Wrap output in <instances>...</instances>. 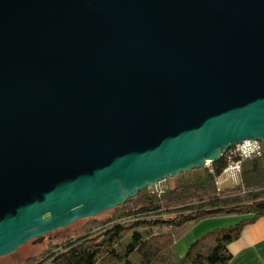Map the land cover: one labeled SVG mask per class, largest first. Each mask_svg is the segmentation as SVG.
<instances>
[{"label":"water","instance_id":"95a60500","mask_svg":"<svg viewBox=\"0 0 264 264\" xmlns=\"http://www.w3.org/2000/svg\"><path fill=\"white\" fill-rule=\"evenodd\" d=\"M242 140L264 0H0V255Z\"/></svg>","mask_w":264,"mask_h":264},{"label":"trees","instance_id":"16d2710c","mask_svg":"<svg viewBox=\"0 0 264 264\" xmlns=\"http://www.w3.org/2000/svg\"><path fill=\"white\" fill-rule=\"evenodd\" d=\"M242 154L230 146L208 165L169 175L165 185L148 186L115 205L104 220H92L83 234L53 243L42 258L19 264H230L227 243L242 226L264 214V143ZM233 160L238 180L217 187L214 178ZM239 215L233 222L197 235L182 254L175 241L199 219Z\"/></svg>","mask_w":264,"mask_h":264},{"label":"rangeland","instance_id":"374dc122","mask_svg":"<svg viewBox=\"0 0 264 264\" xmlns=\"http://www.w3.org/2000/svg\"><path fill=\"white\" fill-rule=\"evenodd\" d=\"M259 141L253 140H243L237 144L230 146L234 150H238L240 152L250 150L253 151L256 147H259ZM208 165V162L205 164ZM239 174V173H238ZM238 174L232 175L230 173L221 172L214 178V183L217 187H225L234 184L238 180ZM166 181L163 179L160 181H156L151 185H148L149 190L159 189L165 185ZM114 207V206H113ZM113 207L103 209L93 216L89 217H81L73 220L72 222L56 227L49 232L45 233L41 241H36L33 238H30L20 244H18L13 250L0 255V264H19L26 256L34 255L36 258H42L47 254L48 248L53 243H59L60 241L66 240L68 238H72L78 235L83 234L90 224V221L104 220L106 217L110 216L113 212ZM207 217H215V216H207ZM93 218V220H92ZM221 219V218H220ZM200 220V219H199ZM222 224H217L216 226H222L224 224H228L225 220ZM234 221H230L233 223ZM192 227V226H191ZM214 227V226H213ZM212 228V227H209ZM208 228V229H209ZM176 252L180 255L184 252L185 248L181 246V244L175 243Z\"/></svg>","mask_w":264,"mask_h":264},{"label":"crops","instance_id":"0c3cea01","mask_svg":"<svg viewBox=\"0 0 264 264\" xmlns=\"http://www.w3.org/2000/svg\"><path fill=\"white\" fill-rule=\"evenodd\" d=\"M238 217L239 215L234 214L204 217L184 232L175 243L179 242L186 248L197 235L209 227L222 224L224 220L230 223ZM227 249L231 254L230 264H264V214L244 224L237 237L227 243Z\"/></svg>","mask_w":264,"mask_h":264},{"label":"built area","instance_id":"2783aa9c","mask_svg":"<svg viewBox=\"0 0 264 264\" xmlns=\"http://www.w3.org/2000/svg\"><path fill=\"white\" fill-rule=\"evenodd\" d=\"M253 141H256V140H253ZM251 150L252 149H250V150L248 149V150L242 151V152H240L238 150H235V151H238L239 153H242V154H248ZM257 150H258V147H256L253 151H257ZM239 168H240L239 161L233 160V161L229 162L227 164V166H225L221 172H226V173H230L232 175H236L239 173Z\"/></svg>","mask_w":264,"mask_h":264}]
</instances>
